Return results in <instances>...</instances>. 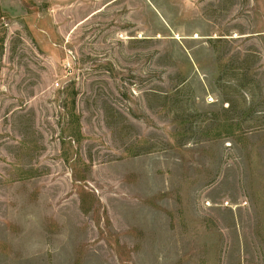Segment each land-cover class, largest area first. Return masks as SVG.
Wrapping results in <instances>:
<instances>
[{
	"label": "rangeland",
	"instance_id": "1",
	"mask_svg": "<svg viewBox=\"0 0 264 264\" xmlns=\"http://www.w3.org/2000/svg\"><path fill=\"white\" fill-rule=\"evenodd\" d=\"M0 264H264V0H0Z\"/></svg>",
	"mask_w": 264,
	"mask_h": 264
},
{
	"label": "built area",
	"instance_id": "2",
	"mask_svg": "<svg viewBox=\"0 0 264 264\" xmlns=\"http://www.w3.org/2000/svg\"><path fill=\"white\" fill-rule=\"evenodd\" d=\"M210 101H212V100H210Z\"/></svg>",
	"mask_w": 264,
	"mask_h": 264
}]
</instances>
